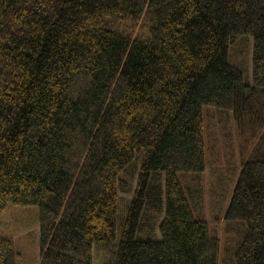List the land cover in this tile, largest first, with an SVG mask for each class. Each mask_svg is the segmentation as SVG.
I'll return each mask as SVG.
<instances>
[{
	"label": "trees",
	"instance_id": "trees-1",
	"mask_svg": "<svg viewBox=\"0 0 264 264\" xmlns=\"http://www.w3.org/2000/svg\"><path fill=\"white\" fill-rule=\"evenodd\" d=\"M242 36L247 80L229 55ZM204 106L238 141L225 251L264 264V0H0V215L37 208L39 264L112 244L111 264H219L181 185L226 147ZM17 255L0 234V264Z\"/></svg>",
	"mask_w": 264,
	"mask_h": 264
},
{
	"label": "rangeland",
	"instance_id": "rangeland-1",
	"mask_svg": "<svg viewBox=\"0 0 264 264\" xmlns=\"http://www.w3.org/2000/svg\"><path fill=\"white\" fill-rule=\"evenodd\" d=\"M139 34H141L139 30H136L135 35L138 36ZM251 48V38L246 36L238 38L229 46L231 63L243 70L245 80L249 77ZM202 112L205 138L208 133L210 135L220 134L224 138L226 147L223 149V153L216 152L218 157L215 158V164L214 162L210 164L211 160L207 157L205 158L208 162V167L200 178L181 176V185L187 197H192L194 200L192 203L193 210L203 209L202 212L209 223L211 234L220 240V254H222L223 261L220 262L221 259L219 257V264H232V254L225 251L227 241H224L225 234L222 217L240 169L237 152L238 141L229 114L206 106L202 108ZM224 127H228L227 131L230 134L232 133V137L229 136V139L225 137ZM212 145L214 147V144ZM215 149L217 148L215 147ZM131 197L130 193L123 192L120 194L119 208L121 216L124 215L125 201L130 200ZM146 224L149 225V222H146ZM38 231L37 208L35 206L7 205L0 215V234L12 240L18 253L16 264H39ZM147 232L146 229L141 235L145 236ZM114 251L115 244L109 247L96 246L93 252L92 264H111ZM225 259L226 261H224Z\"/></svg>",
	"mask_w": 264,
	"mask_h": 264
}]
</instances>
